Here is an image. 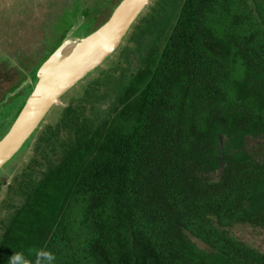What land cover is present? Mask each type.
Listing matches in <instances>:
<instances>
[{"label":"trees","instance_id":"1","mask_svg":"<svg viewBox=\"0 0 264 264\" xmlns=\"http://www.w3.org/2000/svg\"><path fill=\"white\" fill-rule=\"evenodd\" d=\"M119 1L56 9L47 50L0 98L20 99L11 123L71 28ZM132 81L95 123L65 107L71 136L0 227V264H264L232 230L264 231V0H184Z\"/></svg>","mask_w":264,"mask_h":264},{"label":"rangeland","instance_id":"2","mask_svg":"<svg viewBox=\"0 0 264 264\" xmlns=\"http://www.w3.org/2000/svg\"><path fill=\"white\" fill-rule=\"evenodd\" d=\"M93 1L95 0H90L91 3ZM66 2L67 0H0V28L8 33L2 35L0 31V51L11 61L9 63V59H3L0 62V98L18 78L15 64H22L28 69L30 60L39 58L47 50V45L42 46V41L51 34L46 23L48 12L51 13L56 10L55 6ZM183 2L184 0H150L115 51L62 95L61 103L49 110L31 135L33 137L25 149L3 165L0 176L7 178L5 183L0 181V227L12 209L22 202L25 184H30L41 176L54 158V148L60 149L59 141L70 138L69 129L61 123L65 107L73 106L76 109L73 112L78 111L85 119H90V123L108 115L121 99L124 90L133 82L134 75L156 62L177 21ZM108 14V9L101 10L96 14V20L81 26L79 34L85 35L100 26ZM7 40L16 43L12 45L13 42L7 43ZM15 110L16 107L9 114L0 137L11 124ZM232 230L249 244L264 249L263 230L242 224L232 227Z\"/></svg>","mask_w":264,"mask_h":264},{"label":"water","instance_id":"3","mask_svg":"<svg viewBox=\"0 0 264 264\" xmlns=\"http://www.w3.org/2000/svg\"><path fill=\"white\" fill-rule=\"evenodd\" d=\"M150 0H120L110 16L86 35L73 26L35 73L33 89L8 130L0 138V169L23 147L49 110L119 46ZM32 80L27 78L20 87ZM14 92L11 93L13 95Z\"/></svg>","mask_w":264,"mask_h":264},{"label":"flooded vegetation","instance_id":"4","mask_svg":"<svg viewBox=\"0 0 264 264\" xmlns=\"http://www.w3.org/2000/svg\"><path fill=\"white\" fill-rule=\"evenodd\" d=\"M53 2V1H52ZM60 6H61V3H60V5L58 4L57 6H55V9H59L60 8ZM59 7V8H58ZM57 10H53L54 11V13L57 11ZM54 13H52V11H51V13H50V11L48 12V14H49V18H48V20H46V23L48 24V26L50 27V21H53L52 19H56V17H57V15H56V13L54 14ZM56 15V16H55ZM50 19V20H49ZM0 31H1V33H2V35L4 34H6V35H8V33L5 31V30H3V28H0ZM10 41H12V40H7V43L8 42H10ZM42 41V40H41ZM13 43H12V45H15V41H12ZM42 46L45 44L43 41H42ZM21 51V50H20ZM38 52V51H37ZM24 54H25V52H24ZM3 59H9V63L11 62L10 61V58L8 57L7 58V56H5L3 53H2V51H0V62H2L3 61ZM15 65H17V64H15ZM14 68H15V66H14ZM20 104V99H17V100H15V101H13V102H6V100L4 99V101H2L1 103H0V131H1V129L3 128V126L4 125H6V122L9 120V114L14 110V108L16 107V109H17V107H18V105ZM16 111V110H15ZM15 113V112H14ZM251 140H253V138H251V137H249V141H248V143H249V146H251L252 148H254V146H253V144H259V143H262V141L261 140H258V139H256L255 138V142H251ZM262 146H261V148H262V150L260 149L259 151H257V152H255V155L256 156H258V155H261V154H263L264 153V143H262L261 144ZM258 147H260V146H258ZM254 150H255V148H254Z\"/></svg>","mask_w":264,"mask_h":264}]
</instances>
